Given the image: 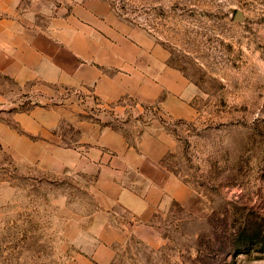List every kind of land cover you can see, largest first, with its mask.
Returning <instances> with one entry per match:
<instances>
[{
    "label": "rangeland",
    "instance_id": "1",
    "mask_svg": "<svg viewBox=\"0 0 264 264\" xmlns=\"http://www.w3.org/2000/svg\"><path fill=\"white\" fill-rule=\"evenodd\" d=\"M104 1L163 48L185 81L181 101L105 104L83 89L0 75V120L20 132L14 112L63 106L65 144L80 135L79 120L131 141L162 137L161 162L189 189L186 200L155 214L154 240L113 243L107 264H264V0ZM93 179L16 159L0 143V264H99Z\"/></svg>",
    "mask_w": 264,
    "mask_h": 264
},
{
    "label": "crops",
    "instance_id": "2",
    "mask_svg": "<svg viewBox=\"0 0 264 264\" xmlns=\"http://www.w3.org/2000/svg\"><path fill=\"white\" fill-rule=\"evenodd\" d=\"M167 58L145 30L120 21L104 0H0V75L16 83L83 89L105 104L133 98L167 109L181 101L185 85ZM124 108L115 105L117 112ZM67 112L63 106L14 112L21 131L0 120V143L16 159L94 178L91 190L102 207L92 215L98 243L90 254L107 264L113 243L126 234L154 240L152 218L172 202L182 204L189 189L162 164L160 135L144 132L131 141L119 129L79 120L80 135L65 144L59 128Z\"/></svg>",
    "mask_w": 264,
    "mask_h": 264
},
{
    "label": "water",
    "instance_id": "3",
    "mask_svg": "<svg viewBox=\"0 0 264 264\" xmlns=\"http://www.w3.org/2000/svg\"><path fill=\"white\" fill-rule=\"evenodd\" d=\"M235 17L236 18H241V12L239 10L236 11Z\"/></svg>",
    "mask_w": 264,
    "mask_h": 264
}]
</instances>
